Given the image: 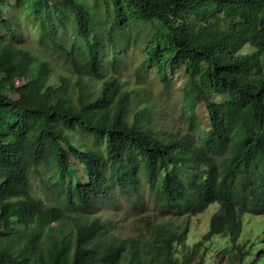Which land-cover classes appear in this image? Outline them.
<instances>
[{"label":"trees","instance_id":"16d2710c","mask_svg":"<svg viewBox=\"0 0 264 264\" xmlns=\"http://www.w3.org/2000/svg\"><path fill=\"white\" fill-rule=\"evenodd\" d=\"M3 7L0 0V24ZM17 7L33 12L40 37L29 41L17 26L0 37V264H200L215 236L232 245L216 264H241L249 252L239 241L243 216L264 215V0H17ZM68 23L70 44L59 37ZM134 30L149 34L147 60L165 83V61L187 60L190 111L207 101L199 133L181 137L151 88L122 75L110 44ZM255 57L260 69L251 67ZM209 89L238 112L211 100ZM73 129L91 137L74 142ZM37 180L59 195L49 202ZM145 183L154 208L135 216L134 237L120 232L125 224L112 206L118 190L141 197ZM213 203L208 231L189 247L190 221L180 218Z\"/></svg>","mask_w":264,"mask_h":264},{"label":"rangeland","instance_id":"374dc122","mask_svg":"<svg viewBox=\"0 0 264 264\" xmlns=\"http://www.w3.org/2000/svg\"><path fill=\"white\" fill-rule=\"evenodd\" d=\"M90 3L93 0H88ZM3 11L7 15V22L0 24V37H9L8 27L17 26L19 30L26 33L28 40L36 43L39 40L40 33L39 27L33 12L25 8L17 7V0H2ZM142 29V28H141ZM127 40L117 41L110 44V53H116L120 61L124 63L122 75L127 77L130 85L148 86L152 92L159 98L160 102L164 105L165 115L174 124L182 126L181 137H188L189 129L202 131L208 125V109L207 101L202 100L196 106L194 112L190 111L189 101L192 97H187L189 93L191 77L187 70V60L180 56L178 60L165 61V70L169 75V80L165 83L160 76L156 63L147 60L148 49L146 39L149 34L134 30ZM137 32V33H136ZM59 37L70 44L75 38V31L72 24L68 23L67 28L59 33ZM37 44V43H36ZM245 50L253 52V48L246 44ZM163 58V56L161 57ZM262 62L260 58L255 57L254 62L251 64L252 68L260 69ZM211 100L223 101L227 106L228 112L237 113L238 104L231 102L225 96H219L212 90H207ZM186 112V113H184ZM190 116L193 121H189ZM91 135L85 134L81 130H72V140L78 142L82 138H90ZM172 137L169 135V141ZM51 176V175H47ZM47 185H43L39 180L36 181V188L39 195L52 199L59 195L55 189H49ZM119 193V202L112 206V214L115 216L116 221L125 224L123 231L126 234L138 237L139 232H135V216L144 208H154L152 201L153 191L148 183H145L140 188V195L135 191H117ZM218 203L211 204L203 212L193 215L191 217H181L180 219H189V232L187 244L191 247L194 243L202 239L205 232L208 231L210 217L218 210ZM145 212L144 214H151L153 211ZM103 211H107V206L103 207ZM108 212V211H107ZM111 212V211H110ZM56 222H54L55 224ZM133 226V229L131 228ZM239 241L247 242L249 252L244 256L241 264H264V253L260 252L264 248V215L252 212H246L243 216V228ZM203 245L201 250H203ZM208 252L204 261L200 264H216V256L219 252L228 254L232 250V245L227 236H215L207 242ZM206 249V248H205Z\"/></svg>","mask_w":264,"mask_h":264}]
</instances>
